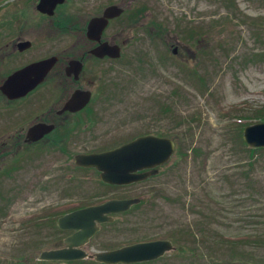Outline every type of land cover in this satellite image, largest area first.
Masks as SVG:
<instances>
[{
  "label": "rangeland",
  "instance_id": "1",
  "mask_svg": "<svg viewBox=\"0 0 264 264\" xmlns=\"http://www.w3.org/2000/svg\"><path fill=\"white\" fill-rule=\"evenodd\" d=\"M233 1L236 8L229 0H69L49 21L36 8L39 0H0V45L18 35L32 40L35 27V56L75 42L76 29L112 3L126 12L105 35L123 47L128 40L111 91L92 105L94 127L82 133L87 138L96 130L99 138L81 146L62 144L70 157L64 198L62 189L42 194L35 188L43 170L28 160L38 155L36 148L30 156L27 151L0 159V264H103L39 261L42 251L53 250L70 232L59 234L54 223L31 218L63 201L67 211L103 201L111 190L89 180L76 182L71 158L146 132L175 136L172 159L140 189H113L123 197H141L142 203L102 224L84 249L94 254L147 236L162 238L167 230L180 234L194 228L208 235L206 243L184 237L163 257L134 264H264V151L251 159L244 141L248 125L264 122L258 116L264 115V0ZM138 11L143 13L133 21ZM2 58L12 62L10 68L27 56ZM143 187L157 190L136 195Z\"/></svg>",
  "mask_w": 264,
  "mask_h": 264
},
{
  "label": "flooded vegetation",
  "instance_id": "2",
  "mask_svg": "<svg viewBox=\"0 0 264 264\" xmlns=\"http://www.w3.org/2000/svg\"><path fill=\"white\" fill-rule=\"evenodd\" d=\"M69 0H65L63 3H60L56 6L54 14L49 15L47 13L39 11L42 17L50 18L49 21L55 19V14L59 11V8L62 5H65ZM87 4V2H85ZM107 5L102 11L96 12L93 14L82 26V28L76 29L77 40L74 42L72 39L71 42L65 43L62 42L60 45L54 46L53 49L45 48L42 49L41 54L35 56V27L31 30V34L33 35V39H28L22 35H18L13 37L11 40H7L0 45V159L5 156L6 158L12 157L13 159L20 156V154L29 152V156L33 154V148H36L34 154L37 152L38 155L29 159V163L33 164L38 163V169L42 172V176L40 175L41 183L38 179V185L35 188L39 190L40 193L45 194L49 193L51 189L61 190V198H64L63 192L66 189V167L68 165V160L70 157L65 156L67 145L62 144H72L73 146H81L83 143H86L85 140L91 139L97 140L99 135L94 130L91 135H88L87 138L83 137L84 128L87 129L88 126L94 127L93 124L96 122L91 120L89 115L91 114L92 105L96 101V98L102 97L110 90V85L112 84L111 78H113L114 67L117 62L122 60L124 48L127 46V41H123L124 47L117 43L115 40L106 37L105 33L109 30L110 26L113 25L114 21L118 18L111 19L109 21L108 26L104 29L101 37V41L91 40L88 37V25L91 21V18L101 16L104 13V10L110 6ZM126 12V9L124 13ZM123 13V15H124ZM143 12H134V14H138L132 17L138 18L141 16ZM79 16V12H78ZM52 18V19H51ZM131 21V18H130ZM134 21V20H133ZM127 23V21H126ZM126 28H130L129 23ZM124 29V30H125ZM29 31L28 29H21V32ZM15 35L18 32H14ZM108 42L110 45H117L121 48V57L114 58L109 55H105L104 57H99L93 53V49L98 47L101 43ZM174 54H177L178 51ZM28 54H32L28 56ZM26 55L27 58L20 61L19 64L14 67H6L10 63L5 64L3 61L4 56L6 58L10 57H22ZM56 57V62L53 67L50 69L48 74L45 76L44 81L38 83L32 89H29L26 93L22 95H16V97H10L5 91H3V87L7 79L13 75L14 73L24 69L25 67L39 61H43L45 59H49ZM19 58H15L17 60ZM131 63V62H130ZM129 64L125 62V65ZM7 68V69H6ZM78 91H89L90 101L83 107L82 109L72 111L66 108V104L68 101L74 96V94ZM15 96V95H14ZM84 116H86L84 118ZM66 118H72L71 122L66 123ZM100 121V117L98 118ZM36 126H53L52 130L43 133L37 139H32L29 137L28 133L33 127ZM94 133V134H93ZM111 132H107L105 135H109ZM146 135H154L160 137H168L162 133H142L138 134L132 139H129L125 142H121L116 145L109 146L103 149H94L92 151L80 152L73 156V165L74 168L78 170L76 175L74 174L76 182H83L84 180H89L90 182L96 183L99 186L105 187L111 190L107 197L101 202L94 203L90 202L87 204H83L82 206H78L73 208L71 211H75L78 209H83L91 205H96L103 203L105 201L111 199H131L136 197H123L120 196V193L115 194L112 193L113 189H122L126 190L131 187V189H140L139 185L145 183L153 178L158 177L163 171V167L166 166L168 162L163 165L152 167V168H144L142 170H138L137 174H144L151 172L145 179L141 181H135L127 184H112L104 181L101 177L102 172L98 170L96 167H86L81 166L76 163V157L79 154H92V153H103L106 151L113 150L118 148L140 136ZM55 138V140H54ZM175 141V136H169ZM55 141V142H54ZM176 144V142H175ZM52 146V147H51ZM6 152V153H3ZM15 152V155H11V153ZM58 152L63 153V155H59ZM67 154V153H66ZM17 166L21 165L22 159H18L16 162ZM21 169V167H19ZM18 169V168H17ZM33 170V168H30ZM82 174H79V173ZM69 177H73V175H69ZM88 181V182H89ZM157 188L151 187L150 189L143 187L139 192L136 191V195L148 194L152 195ZM60 199V198H58ZM65 201L57 203L55 206H50L47 210H43L44 212L40 214L39 212L34 213V216L31 219L34 221H38L41 224L54 223V225H58L60 218L69 213L65 208ZM64 204V206H61ZM135 206V205H134ZM37 210V209H36ZM131 210V209H130ZM129 211V210H128ZM126 211V212H128ZM122 212V211H121ZM125 213V212H122ZM40 214V215H39ZM120 213L110 214L113 219L114 215ZM110 223V222H106ZM104 224V223H102ZM102 224H100V229L102 228ZM61 232H70L68 234L63 235V240L61 242V238L59 242L56 243L54 249L63 248L65 246V240L68 236L74 234L75 230H64L58 227ZM99 229V231H100ZM60 237V236H59ZM124 246V245H122ZM120 246V247H122ZM119 248V247H116ZM114 248V249H116ZM113 249V250H114ZM49 250V249H48ZM153 261V260H152ZM61 262V261H55ZM147 262V261H146Z\"/></svg>",
  "mask_w": 264,
  "mask_h": 264
},
{
  "label": "water",
  "instance_id": "3",
  "mask_svg": "<svg viewBox=\"0 0 264 264\" xmlns=\"http://www.w3.org/2000/svg\"><path fill=\"white\" fill-rule=\"evenodd\" d=\"M65 0H40L38 10L53 15L58 4ZM125 8L117 4L108 6L101 16L91 18L88 25V37L91 40L101 41L102 33L109 21L122 17ZM177 48L174 49L176 53ZM99 57L109 55L121 57V48L118 45L101 43L93 49ZM56 62V57L35 62L11 75L3 87L10 97L22 95L35 87ZM89 91H78L68 101L65 109L76 111L86 107L90 101ZM15 95V96H14ZM53 126H36L28 133L32 139H37L43 133L52 130ZM244 141L251 148H264V122L248 125L244 130ZM176 145L172 138L154 135L140 136L113 150L103 153L79 154L76 163L86 167H96L102 172V179L112 184H127L145 179L151 172L137 174L138 170L152 168L165 164L175 153ZM141 198L111 199L102 204L78 209L60 218L58 225L64 230H75L68 236L65 246L59 249L41 252L40 261H77L95 259L103 264H131L156 260L167 252L175 250L170 239H156L126 245L114 250L89 254L84 246L99 231L100 224L112 222L111 213L129 210L133 205L140 203Z\"/></svg>",
  "mask_w": 264,
  "mask_h": 264
},
{
  "label": "trees",
  "instance_id": "4",
  "mask_svg": "<svg viewBox=\"0 0 264 264\" xmlns=\"http://www.w3.org/2000/svg\"><path fill=\"white\" fill-rule=\"evenodd\" d=\"M230 4L232 7L236 8V4H235V1L233 0H229ZM183 37V36H182ZM186 38V37H185ZM186 42L189 43L190 40H188L187 38L185 39ZM192 42V41H191ZM259 118L262 120V117H264L263 114H259L258 115ZM264 121V119L262 120ZM247 148V151L250 152V156H251V159L254 157V159H257L256 157L258 156H261L262 155V151H264V148H251V147H248V146H245ZM247 177V176H246ZM251 178V177H249ZM142 201V200H141ZM142 203V202H141ZM141 205V204H140ZM138 206V205H137ZM218 206H221V205H218ZM263 208L261 213H264V204L263 206H261ZM217 209V208H215ZM218 209H222V208H218ZM203 211L199 212V213H202ZM261 218V217H260ZM261 222H264V221H261ZM204 223L202 221L199 222V225L202 226ZM171 230H167L164 234V237L163 238H169L171 239L172 241H180L182 239H184V237L188 238L187 240L189 241V243H192V244H195V243H206L209 239L208 235L202 233V234H197V232H195L194 228H191V229H185L183 230L180 234L176 233V232H170ZM255 236V235H253ZM143 239H148V236L147 237H143ZM138 240H141V239H138ZM193 252L194 256L198 255V251L196 252V249L194 250H190V252Z\"/></svg>",
  "mask_w": 264,
  "mask_h": 264
}]
</instances>
